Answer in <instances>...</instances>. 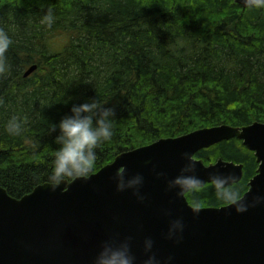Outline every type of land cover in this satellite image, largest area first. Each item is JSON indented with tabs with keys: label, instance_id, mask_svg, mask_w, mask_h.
Instances as JSON below:
<instances>
[{
	"label": "trees",
	"instance_id": "1",
	"mask_svg": "<svg viewBox=\"0 0 264 264\" xmlns=\"http://www.w3.org/2000/svg\"><path fill=\"white\" fill-rule=\"evenodd\" d=\"M256 122L264 123V4L0 0V187L13 198L89 177L161 139ZM195 157L244 169L231 187L192 188L188 201L199 208L238 200L258 169L236 138Z\"/></svg>",
	"mask_w": 264,
	"mask_h": 264
},
{
	"label": "water",
	"instance_id": "2",
	"mask_svg": "<svg viewBox=\"0 0 264 264\" xmlns=\"http://www.w3.org/2000/svg\"><path fill=\"white\" fill-rule=\"evenodd\" d=\"M234 138L259 164L249 190L226 206H191L192 188L242 180V165L195 158ZM0 264H264V123L161 139L89 177L44 183L20 199L0 187Z\"/></svg>",
	"mask_w": 264,
	"mask_h": 264
},
{
	"label": "flooded vegetation",
	"instance_id": "3",
	"mask_svg": "<svg viewBox=\"0 0 264 264\" xmlns=\"http://www.w3.org/2000/svg\"><path fill=\"white\" fill-rule=\"evenodd\" d=\"M243 170H244V169H243ZM250 180H251V179H250ZM208 184H214V183H208ZM208 184H206V185H208ZM236 184H237V183H236ZM206 185H205V186H206ZM214 185H215V184H214ZM205 186H203V187H205ZM216 186H217V185H216ZM232 186H233V185H232ZM203 187H197V188H203ZM217 187H218V186H217ZM230 187H231V186H230ZM218 188H219V187H218ZM227 188H228V187H227ZM219 189H220V188H219ZM224 189H225V188H224ZM190 191H191V190H190ZM190 191H189V192H190ZM189 192H188L187 194H189ZM186 196H187V195H186ZM187 199H188V198H187ZM192 206H193V205H192ZM194 207H195V206H194Z\"/></svg>",
	"mask_w": 264,
	"mask_h": 264
}]
</instances>
